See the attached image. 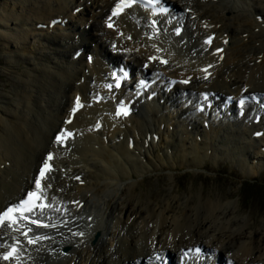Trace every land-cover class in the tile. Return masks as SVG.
Wrapping results in <instances>:
<instances>
[{"label": "bare ground", "instance_id": "obj_1", "mask_svg": "<svg viewBox=\"0 0 264 264\" xmlns=\"http://www.w3.org/2000/svg\"><path fill=\"white\" fill-rule=\"evenodd\" d=\"M115 1L7 0L3 5L0 41L9 52L7 65L16 69V83L12 92L0 93V210L34 187L50 150L56 168L45 181L51 184L46 194L54 203L48 211L55 227L36 232L50 238L33 247L22 230L0 228V245L19 240L22 264H155L156 252L180 264L182 250L195 244L213 255L188 264H264V223L249 226L238 203L202 194L195 203L171 187L146 201L134 192L136 176L174 160L198 168L209 157L227 156L248 175L264 167V135L253 136L264 129V0H169L172 16H162L159 26L147 11L134 8L108 29ZM56 17L68 19L66 26L37 28ZM177 24L184 25L182 35L175 32ZM212 32L209 47L204 38ZM219 47L223 52L216 54ZM78 49L85 58L73 57ZM153 56L166 57L167 63L151 61ZM119 64L132 67L134 78L110 89L112 67ZM146 77H158L149 91L139 82ZM171 81L175 86L168 90ZM204 91L221 96L209 116L196 111ZM250 94L262 101H248L239 117L227 98ZM76 97L85 105L68 124ZM135 97L136 111L117 118L118 102ZM259 112L263 116L256 124ZM61 130L74 138L57 143ZM72 200L84 203L82 209ZM59 202L65 214L56 210ZM0 264L9 262L0 259Z\"/></svg>", "mask_w": 264, "mask_h": 264}, {"label": "rangeland", "instance_id": "obj_2", "mask_svg": "<svg viewBox=\"0 0 264 264\" xmlns=\"http://www.w3.org/2000/svg\"><path fill=\"white\" fill-rule=\"evenodd\" d=\"M6 2L7 0H0V12ZM8 54V49L0 41V93L12 92L16 83V69L7 65ZM81 56L85 58L86 55ZM20 66L19 70L24 68L23 64ZM260 156L261 154L256 155ZM208 159L205 165L198 168H188L174 160L162 168L150 169L142 177H135L139 180L134 192L141 200L146 201L155 196L160 198L171 187L174 193L181 197L188 196L195 203L201 194L202 197L219 195L221 198L226 197L223 200L238 203V214L248 216L249 226L264 223V167L257 169L255 174L248 175L237 164V159L231 160L227 156Z\"/></svg>", "mask_w": 264, "mask_h": 264}, {"label": "snow or ice", "instance_id": "obj_3", "mask_svg": "<svg viewBox=\"0 0 264 264\" xmlns=\"http://www.w3.org/2000/svg\"><path fill=\"white\" fill-rule=\"evenodd\" d=\"M160 0H147V3L149 5L158 4ZM136 3V0H118L117 4L112 10V15L109 17V21H112L113 17H116L120 15L125 9L131 8L133 4ZM167 8H160V12H167ZM156 22L153 21V25H155ZM113 23L109 22L108 27H113ZM175 32L177 35H180L181 28L177 27L175 29ZM131 39V37H129ZM212 40V37H208V39L205 41L206 44L210 43ZM113 49L115 50V45H113ZM159 51V49H157ZM217 51H221L220 49H217ZM91 59V57H89ZM150 60H157L160 59L159 57H149ZM161 63H167L166 60L160 59ZM147 67V65H145ZM211 67V66H209ZM205 73H207V69H203ZM113 76L116 78V87H120V80L123 78L128 77V73L124 72L123 77L118 76L116 73H113ZM205 79H207V75L205 76ZM188 80L181 81V83H188ZM141 85H144V81H140ZM109 88H111V85H108ZM204 99L207 100V94H204ZM239 104L241 108H243L245 104V100L241 99L239 101ZM84 105L80 102V97H76V107L73 108V113L78 109L83 107ZM202 110V109H201ZM130 110L128 106L125 105L123 101L120 102L118 105V109L116 112V115H129ZM99 127V125H97ZM73 133L68 130H61L56 135V142L60 144H66V141L73 137ZM256 135H261V133H256ZM54 153L49 152L44 159L42 165L38 169L37 175L34 177V187L32 190L28 191L26 193V196L19 200L15 204H11L6 206L3 210H0V228H8L12 229L13 231L20 232L21 229L23 231L21 234L24 236L25 240L28 244H36L39 240L48 239L47 236L44 235H29V233H33L34 230L30 225H34L36 229L40 228H49V227H55L54 224L45 223L42 219V217L45 215L46 209H52L54 207L53 203L49 202V198L46 195V190L48 188H51V184L45 183L50 178V174L54 171V168L52 166L51 161L54 160ZM76 179H80L79 177H76ZM57 211L60 209L57 208ZM33 213H36L37 215L35 218L33 217ZM79 235H83V233H79ZM14 243L11 245L3 244L0 245V248H4L5 251L0 252V259L9 262L15 261V264H22L21 260V248H20V241L16 240L15 237H13ZM189 251H192L189 249ZM196 254L199 256L202 254V250L198 247L195 249ZM185 256L188 255V252L184 253ZM159 258V257H158Z\"/></svg>", "mask_w": 264, "mask_h": 264}]
</instances>
